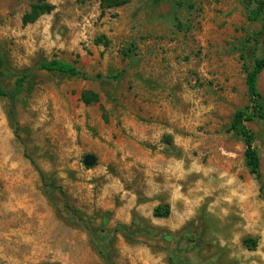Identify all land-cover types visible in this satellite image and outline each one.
Here are the masks:
<instances>
[{"label":"rangeland","instance_id":"374dc122","mask_svg":"<svg viewBox=\"0 0 264 264\" xmlns=\"http://www.w3.org/2000/svg\"><path fill=\"white\" fill-rule=\"evenodd\" d=\"M183 1L103 11L100 0H47L53 12L25 26L37 0H0V83L12 90L26 77L16 123L0 98V264H264V120L248 124L262 193L243 139L227 132L250 104L241 57L251 69L264 56V20H249L245 0ZM53 60L89 79L39 69ZM258 88L264 97V72ZM126 90L186 115L185 146L172 136L154 146L177 157L186 147L187 201L168 217L177 231L153 226L150 209L116 223L98 204L103 105L82 94L108 106Z\"/></svg>","mask_w":264,"mask_h":264},{"label":"crops","instance_id":"0c3cea01","mask_svg":"<svg viewBox=\"0 0 264 264\" xmlns=\"http://www.w3.org/2000/svg\"><path fill=\"white\" fill-rule=\"evenodd\" d=\"M115 96L116 103L108 106L100 96L98 204L115 211L116 223L130 224L134 213L143 216L150 209L144 217L153 226L177 231L178 222L155 218L154 211L162 204L172 212L186 204V193L181 190L188 173L186 147L177 157L154 146L161 145L164 136L185 146L181 133L187 127L186 115L147 90H126ZM119 98L122 104L117 103Z\"/></svg>","mask_w":264,"mask_h":264},{"label":"trees","instance_id":"16d2710c","mask_svg":"<svg viewBox=\"0 0 264 264\" xmlns=\"http://www.w3.org/2000/svg\"><path fill=\"white\" fill-rule=\"evenodd\" d=\"M132 0H100L101 9L103 11L116 9L128 5ZM152 5L158 6L163 2L169 0H150ZM178 9L184 7L183 0H172ZM246 10L249 13V20L255 22L259 19L264 20V0H245ZM54 6L49 4L47 0H37L29 13L23 18L25 26L34 24L42 16L51 14L54 10ZM104 43V42H101ZM246 57L242 55L241 60L243 63V71L246 75V86L248 89L250 104L235 112L231 124L228 128V133H233L235 136L243 139L246 150H245V163L251 175H253L256 181L261 185L260 192H263L262 186V174H261V159L260 154L254 146L255 135L248 128L249 123L264 120V97L260 93L258 88V81L260 75L264 72V56L255 60L254 65L251 69L248 68L245 62ZM4 68V60L0 56V75ZM39 69L53 74H60L69 77L80 78L88 80L89 76L78 69L75 65L61 61L53 60L50 62H44L39 66ZM26 77L20 78L15 84L14 89L8 90L0 83V98L6 99L10 103L9 115L14 123H16L15 110L17 103L24 91ZM82 101L84 104L90 106L100 102V96L92 91H85L82 94ZM171 210L169 206L158 207L154 211L155 218H168ZM246 245L255 249L257 243L253 240H247Z\"/></svg>","mask_w":264,"mask_h":264},{"label":"built area","instance_id":"2783aa9c","mask_svg":"<svg viewBox=\"0 0 264 264\" xmlns=\"http://www.w3.org/2000/svg\"><path fill=\"white\" fill-rule=\"evenodd\" d=\"M196 81H197V80L194 78V81H193V83H196Z\"/></svg>","mask_w":264,"mask_h":264}]
</instances>
